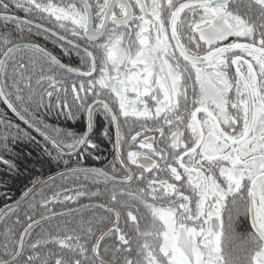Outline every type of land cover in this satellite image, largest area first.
Returning <instances> with one entry per match:
<instances>
[{
  "label": "snow or ice",
  "instance_id": "snow-or-ice-1",
  "mask_svg": "<svg viewBox=\"0 0 264 264\" xmlns=\"http://www.w3.org/2000/svg\"><path fill=\"white\" fill-rule=\"evenodd\" d=\"M0 105V152L38 133L84 182L0 209V264H264V0H0Z\"/></svg>",
  "mask_w": 264,
  "mask_h": 264
},
{
  "label": "trees",
  "instance_id": "trees-1",
  "mask_svg": "<svg viewBox=\"0 0 264 264\" xmlns=\"http://www.w3.org/2000/svg\"><path fill=\"white\" fill-rule=\"evenodd\" d=\"M3 106L0 105V109ZM14 122L21 123L19 121ZM49 124H54L58 127H67L70 124L62 120V117H56L55 114L49 115L47 117ZM21 127H25L21 123ZM76 130H79L83 127V124H78L73 126ZM104 128L100 127L99 132ZM32 135L35 137L34 140H19L14 141L9 144V150L0 152V155L4 159L10 160L15 164L14 170H9L7 165L0 163V209H3L5 205H10L20 200L24 192L33 186L34 183H39L42 180H45L50 175L56 174L57 171L65 169L63 164H57L56 161L52 160L44 151V148L47 147L49 151L53 152L50 144H46L41 136L33 132ZM108 144V143H107ZM105 147L106 144H103ZM90 163V161H88ZM58 173V172H57ZM79 183H84L83 181L73 184L71 181L62 180L58 177L56 180L52 181L50 185L44 186L37 190L34 193L35 199L38 201L42 196H50L52 191L57 190V187L64 185L70 190L67 194H73L71 189H75L79 186ZM88 183V182H87ZM62 191V189H61ZM63 194V191H62ZM25 210L28 209L27 203L23 205ZM42 211V209H37L35 217ZM23 217V213H21Z\"/></svg>",
  "mask_w": 264,
  "mask_h": 264
},
{
  "label": "flooded vegetation",
  "instance_id": "flooded-vegetation-1",
  "mask_svg": "<svg viewBox=\"0 0 264 264\" xmlns=\"http://www.w3.org/2000/svg\"><path fill=\"white\" fill-rule=\"evenodd\" d=\"M36 40L38 42H40L42 45L46 46L49 49V51L53 52V54L57 55L58 58H60L63 63L69 64V65H71L73 67H78L79 66V58L78 57H76L74 54L72 56H64L61 53L59 47L54 45L51 40H47L46 41V40H44L41 37H36ZM63 119L64 118L62 117V120ZM66 122H68L70 125L73 124V122H71V121H66ZM73 126H76V125H73ZM100 127H103V128L107 127L106 122L104 121L103 117H101L97 121V125H96V138L95 139H96V143H98V145H99V148L95 152V156L98 157V159H90L89 160L90 163H88L87 166L91 167V168L107 170L108 164L113 160V143H114V139H115V134H114V130H113V139H112V141H109L103 135L100 134L103 131L102 130L101 132H99V128ZM103 144H106V146L104 147ZM62 171H66V169H62V170L57 171V172L59 173V172H62ZM50 176H52V175H50ZM51 182L46 183L44 186L50 185ZM44 186H42V187H44ZM86 186L89 188L90 191L91 190H95V188L97 187L96 185H92L90 182H88L86 184ZM98 187H100L102 189L103 188V184L101 183ZM70 195H72V194H70ZM105 202H106V198L103 197V196L92 197L91 200L88 199V198H85V197H81V198H79V203L78 204H71L70 203V204H67V205H61V204L49 205V211H46V210L42 209V211L39 214H37L38 217L36 216L34 218L39 220L42 214L43 215H50L51 212H55V213L68 212L69 208H78L81 205H87L89 203L95 205V204H101V203H105ZM12 204H14V203H12ZM12 204H10V205H12ZM52 223H56V220H53ZM246 227H247V224L246 223H242L241 230L245 229Z\"/></svg>",
  "mask_w": 264,
  "mask_h": 264
},
{
  "label": "water",
  "instance_id": "water-1",
  "mask_svg": "<svg viewBox=\"0 0 264 264\" xmlns=\"http://www.w3.org/2000/svg\"><path fill=\"white\" fill-rule=\"evenodd\" d=\"M38 134V133H37ZM39 135V134H38ZM62 172H64V171H62ZM61 172H59V173H56V174H54V175H52V176H50V177H48V178H46L45 180H42V181H40L39 183H37L36 185H37V187H36V191L38 190V189H40L42 186H44L46 183H48V182H51L52 180H53V178H58V177H60V174ZM35 191V192H36ZM15 204V203H14ZM14 204H12V205H14ZM9 206H11V205H9Z\"/></svg>",
  "mask_w": 264,
  "mask_h": 264
}]
</instances>
